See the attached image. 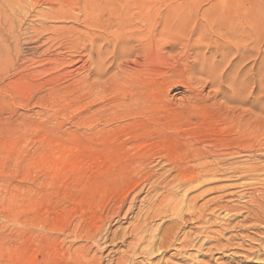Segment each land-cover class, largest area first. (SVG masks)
Wrapping results in <instances>:
<instances>
[{
  "label": "rangeland",
  "instance_id": "obj_1",
  "mask_svg": "<svg viewBox=\"0 0 264 264\" xmlns=\"http://www.w3.org/2000/svg\"><path fill=\"white\" fill-rule=\"evenodd\" d=\"M255 1L259 27L250 32L244 24L246 31L241 25L239 32L233 27L230 37H222L213 29L216 7L205 10L214 0H0V20L5 19L0 21V264H93L95 259L113 264L131 241L129 222L155 193L154 180L168 179L174 169L194 175L206 161L221 171L226 163L217 157H228L248 137L255 149L262 148L257 160H264V0ZM122 4L132 10L134 26L155 16L156 4L162 26L159 32L148 28L141 48L138 38L118 45L122 56L116 61L138 66L119 84L114 82L119 68L109 54H102L108 64L104 73L97 72V47L104 41L92 36L107 16L100 9ZM50 6L64 8L65 17L50 18ZM47 36L53 40L45 41ZM237 45L244 47L239 51ZM219 171L192 182V198L203 192L184 228L193 234L192 248L177 256L179 247L170 248L133 264H264L263 209L251 201L250 188L237 186L245 179ZM131 199L134 208L125 216ZM223 204L233 209L223 212ZM195 212L208 219H196ZM98 216L110 218L106 227L115 240L87 252ZM155 224L159 220L151 223L153 230Z\"/></svg>",
  "mask_w": 264,
  "mask_h": 264
},
{
  "label": "bare ground",
  "instance_id": "obj_2",
  "mask_svg": "<svg viewBox=\"0 0 264 264\" xmlns=\"http://www.w3.org/2000/svg\"><path fill=\"white\" fill-rule=\"evenodd\" d=\"M7 1V0H6ZM9 1V0H8ZM13 1V0H12ZM11 2V1H10ZM9 2V4H10ZM7 3V2H5ZM12 3V2H11ZM14 3V2H13ZM9 4H7L6 6H9ZM213 7H216V11L213 15H215L217 17V21H216V24L213 22V25L215 27H213L214 29V32L217 31L218 34L220 36H225V34L227 33L226 36L229 35L230 37V34H229V31L228 30H233L235 28V30H238L239 28L241 29V25L243 26L244 24H247V27L249 28H252V30L250 32H253L254 29L257 28V26L259 27V23L258 22V5L256 3L255 0H214V3L212 5H210L207 9H205L206 11H210ZM50 10H49V13H48V16L50 17V15L52 17H60V15L62 16L63 15V12H64V8H61L58 7V8H55L54 6H50L48 7ZM11 9V8H10ZM32 9V8H31ZM152 9L153 11L155 10V16L153 15V17H146L144 19H142L141 21L142 24L139 26H134V24L132 23V16H130V12L132 13V10L128 7H126L124 4L120 5L119 7L117 8H110L108 10L106 9H100V15H107L105 19H103L101 22L102 24L100 25L101 27L98 28L95 24L93 26H96L100 32L96 35H91L90 32L89 34L92 36V38H97L98 39H101V41L103 40L104 43L101 47H97V54H98V61H97V67L98 69L97 72H101L105 67L106 65H108L107 63H105L106 65L104 66V59L105 57L102 56V54H109V58H111L114 62L116 61V59H119V56H122V55H117L116 53V50H121V44L124 42L125 43V46H127V44H130L131 42H133L134 40H137L136 38H138V47L141 48L142 47V44H143V40L147 34H148V28L150 26H152L153 30L154 31H160V26H162L160 23V17H159V13L157 11L158 9V6H155L152 5ZM63 10V12H62ZM27 11V10H26ZM12 12V10H11ZM30 12V11H29ZM39 12V11H38ZM48 12V11H47ZM67 12V11H66ZM70 12V11H69ZM69 13H67L68 15ZM42 15V14H41ZM43 15H47L46 13H43ZM66 15V16H67ZM73 15V14H72ZM44 16V17H45ZM64 16V15H63ZM57 17V18H58ZM65 17V16H64ZM77 18V16H75ZM47 18V16H46ZM51 18V17H50ZM70 18V17H69ZM72 18V17H71ZM70 18V19H71ZM56 19V18H55ZM74 20V17L72 18ZM210 19V18H209ZM238 21V23H235L234 21ZM261 19V18H260ZM88 20V19H87ZM206 20V19H205ZM234 20V21H233ZM1 21V20H0ZM5 21V19H3L1 22ZM84 21V19H83ZM82 21V22H83ZM259 21H263V20H259ZM0 22V23H1ZM91 22V21H90ZM243 22V23H242ZM87 22H84V24H86ZM141 23V22H139ZM6 24V22H5ZM40 24V23H39ZM88 24V23H87ZM87 24H86V27H87ZM93 23H91L89 26L91 27ZM237 24V26L235 25ZM258 24V25H257ZM263 24V23H262ZM261 24V25H262ZM40 28H46V27H43L42 24H40ZM99 25V23H98ZM236 26V27H235ZM12 27V25H11ZM234 27V28H233ZM245 27V26H243ZM70 27H68L69 29ZM95 28V29H97ZM238 28V29H237ZM249 28V29H250ZM3 29V28H2ZM59 29H62V28H59ZM59 29L55 28V30L59 31ZM65 29V27H64ZM92 29V28H91ZM259 29V28H258ZM1 30V29H0ZM53 30V29H52ZM51 30V32H52ZM67 30V29H66ZM77 30V29H76ZM84 30V29H83ZM82 30V31H83ZM88 30V29H87ZM4 31V30H3ZM42 31V30H41ZM48 31V30H47ZM71 31V30H70ZM81 31V32H82ZM95 31V30H94ZM228 31V32H227ZM240 30H238L237 32H239ZM241 31H246V27H245V30H241ZM249 31V30H248ZM46 32V31H45ZM55 32V31H54ZM60 32V31H59ZM63 31H61L62 33ZM69 30H67V34H68ZM73 32V31H72ZM81 32H78V33H81ZM84 33L83 34H88V32H86V29L83 31ZM232 32V31H231ZM255 32V31H254ZM257 32V30H256ZM10 32L8 31V34ZM37 33V32H36ZM41 32L39 31V34ZM65 33V34H66ZM75 33V32H74ZM72 33V34H74ZM77 33V32H76ZM95 33V32H93ZM216 33V32H215ZM225 33V34H224ZM234 33V32H232ZM231 35L233 37L236 38L237 35L235 34H232ZM243 33V32H242ZM247 32H245L246 34ZM7 34V35H8ZM43 34V33H42ZM47 34V33H45ZM59 34V33H58ZM70 34V33H69ZM237 34V33H236ZM244 34V33H243ZM250 34V33H249ZM260 34V33H259ZM10 35V34H9ZM12 35V34H11ZM57 35V34H55ZM60 35V34H59ZM71 35V34H70ZM69 35V36H70ZM217 35V34H215ZM239 35V34H238ZM242 35V34H241ZM247 35V34H246ZM246 35L244 38H246ZM58 36V35H57ZM63 36V35H62ZM62 36H60L62 39ZM66 36V35H64ZM68 36V37H69ZM249 36V35H247ZM250 36H253L250 35ZM259 36V35H257ZM12 37V36H10ZM14 37V36H13ZM74 37V36H73ZM77 37V35H76ZM79 37V36H78ZM243 37V36H241ZM239 37V39L241 38ZM254 37V36H253ZM15 38V37H14ZM44 38V37H43ZM56 38V37H55ZM66 38V37H64ZM203 38V37H202ZM225 38V37H224ZM223 38V39H224ZM248 38V37H247ZM59 40V37L56 38V40ZM86 41V38H82V41ZM90 39V38H89ZM218 39V38H217ZM250 39V37L248 38ZM251 39H253L251 37ZM259 39V38H258ZM257 39V40H258ZM53 40L51 36H47L45 38V41H51ZM80 40V39H79ZM96 40V39H95ZM236 40L237 38L235 39L234 41V38L233 40H231V42H235L236 43ZM242 41H245L246 39H241ZM241 40H239L238 42H241ZM73 41V40H72ZM75 41V40H74ZM73 41V42H74ZM219 41V40H217ZM216 41V42H217ZM221 41V40H220ZM224 41V40H222ZM252 41V40H251ZM259 41V40H258ZM3 42L2 41V46H3ZM7 42V41H6ZM42 42V41H41ZM46 42V43H47ZM73 45H75V43H78V42H75L73 43ZM227 42H230V41H227ZM232 42V43H233ZM249 42V41H248ZM253 42V41H252ZM255 42V41H254ZM257 42V41H256ZM45 43V42H44ZM45 43V44H46ZM68 43V42H67ZM87 43V41H86ZM102 43V42H101ZM205 43V42H204ZM223 43V42H221ZM220 43V44H221ZM225 43V42H224ZM242 43H246V42H242ZM5 44V43H4ZM41 44V43H40ZM43 44V43H42ZM44 44V45H45ZM52 44V43H51ZM84 44V42H83ZM219 44V42H218ZM219 44V45H220ZM230 44V43H229ZM228 44V45H229ZM238 44V43H237ZM249 44V43H248ZM251 44V43H250ZM255 43H253L254 45ZM7 44H5V47H6ZM53 45V44H52ZM70 45V44H69ZM77 45V44H76ZM87 45V44H86ZM85 45V46H86ZM120 45V46H118ZM188 45V44H187ZM224 45V44H223ZM232 45V44H231ZM68 46V45H67ZM90 46V45H89ZM213 46V45H212ZM211 46V47H212ZM226 46H227V43H226ZM225 46V47H226ZM239 45L236 46V48L238 47ZM257 46V45H255ZM91 47V46H90ZM210 47V46H209ZM218 47V45L216 46ZM233 47V46H232ZM231 47V48H232ZM241 47H244V46H241ZM237 48V50L239 49H243V48ZM252 48V46H250ZM249 47V48H250ZM4 48V46H3ZM8 49V47H6ZM39 48V47H38ZM215 48V47H213ZM224 48V47H223ZM228 48V47H227ZM234 48H235V45H234ZM232 48V49H234ZM47 49V48H46ZM45 48L43 49L44 51L46 50ZM60 49V48H59ZM90 49V48H89ZM219 49V47L217 48ZM221 49V47H220ZM248 49V47H247ZM255 49V48H254ZM253 49V50H254ZM48 50V49H47ZM91 51H93V49L91 48L90 49ZM228 50V49H227ZM235 50V49H234ZM233 50V51H234ZM260 50V49H259ZM34 51V49H33ZM222 51H225L226 50H222ZM233 51L232 52V55H233ZM251 51V49H249V52ZM255 51V50H254ZM211 52V51H210ZM228 52V51H227ZM226 52V53H227ZM229 52H230V49H229ZM238 52V51H237ZM246 53L248 52L245 51ZM252 52V51H251ZM44 54V52H42ZM123 53V52H122ZM212 53V52H211ZM209 53V54H211ZM224 53V52H222ZM264 53V52H263ZM39 54V53H38ZM96 54V55H97ZM238 54V53H236ZM235 54V55H236ZM259 54V53H258ZM262 54V53H261ZM227 55V54H226ZM226 55H223V56H226ZM230 55V53H229ZM231 55V56H232ZM242 55V53H241ZM238 54V56H241ZM256 55V54H255ZM254 55V56H255ZM101 56V57H100ZM234 56V55H233ZM237 56V58H239ZM246 56V55H245ZM247 56H250V55H247ZM35 57V56H34ZM228 57V56H226ZM230 57V56H229ZM219 58V57H218ZM224 58V57H223ZM236 58V59H237ZM248 58V57H247ZM260 58V57H259ZM263 58V57H262ZM54 59L56 60V62L58 61V57H54L51 59V61L53 62ZM63 59V58H62ZM245 59V58H244ZM41 60V59H40ZM67 60V59H66ZM228 60V59H227ZM240 60L242 61L243 58H240ZM37 61V60H36ZM34 61V62H36ZM119 60H117L115 63L116 67L119 68L118 72L116 73L117 75V78L115 79V83H118L120 84V82H126V79L128 76H130L131 74H135L137 71H138V66L137 65H134L133 67H131L130 65H128L129 63L127 62H118ZM209 61V60H208ZM229 61V60H228ZM226 61V62H228ZM239 61V60H238ZM238 61H236V65L238 63ZM239 61V63L241 62ZM262 61V60H261ZM33 62V63H34ZM45 62V61H44ZM47 62V61H46ZM215 62V61H214ZM234 62V60H233ZM260 62V61H259ZM263 62V61H262ZM229 63V62H228ZM234 63V64H235ZM53 64V63H52ZM110 64H111V61H110ZM214 64V63H213ZM222 64V63H221ZM262 64V63H261ZM66 65V64H65ZM215 65V64H214ZM224 65V64H223ZM227 65V63H226ZM233 65V64H232ZM240 65V64H239ZM231 66V65H230ZM221 67V66H220ZM237 67V66H236ZM239 67V66H238ZM237 67V68H238ZM52 68V67H51ZM57 68V67H55ZM107 68V67H106ZM105 68V69H106ZM204 67H202L203 69ZM211 68V66H210ZM219 68V67H218ZM235 68V70L237 69ZM216 69V68H215ZM47 70V69H45ZM206 70V69H205ZM208 70V69H207ZM214 70V69H213ZM222 70V69H220ZM242 70V69H241ZM217 71V70H216ZM219 71V70H218ZM260 71V70H259ZM51 72V71H50ZM206 72V71H205ZM215 72V70H214ZM234 72V71H232ZM237 72V70H236ZM42 73V72H41ZM101 73H104V72H101ZM217 73V72H216ZM221 73V72H220ZM219 74V72H218ZM240 74V73H239ZM40 75V74H39ZM214 75V74H213ZM235 75V74H234ZM260 75V74H259ZM258 75V76H259ZM65 76V75H64ZM236 76V75H235ZM245 78V76H243ZM257 77V76H256ZM262 77V76H261ZM227 78V77H226ZM229 78V77H228ZM234 79V78H233ZM214 81V80H213ZM243 81V80H242ZM165 82V81H164ZM235 82V81H234ZM210 83H212L210 81ZM244 83V82H243ZM129 84V83H128ZM127 84V85H128ZM213 84V83H212ZM263 84V83H262ZM219 87V86H218ZM165 88V87H164ZM163 88V89H164ZM52 99V98H51ZM46 101V100H45ZM230 112V111H229ZM230 115V114H229ZM232 128V127H231ZM242 129V128H241ZM240 130V129H239ZM201 136V135H200ZM251 136V135H250ZM186 137V136H185ZM246 137V136H245ZM255 137V136H253ZM255 139V138H254ZM191 140V139H190ZM245 140V139H244ZM192 141V140H191ZM243 141V140H242ZM241 141V142H242ZM247 141L248 143H239L237 146V148H234L233 150H230L229 153H227L226 155H228V157H217V160L218 162H224L226 164H224L225 167L222 168L221 171H219V169L214 166V164L211 166V163H209L208 161H206V164H203L201 167L202 169H200L201 171H199L198 173H195L194 175H192V171L190 172H187V171H181L179 168V171L178 170H173L172 172H170V177L168 179H164L163 181H158V180H154L153 183H152V187H153V192H155L153 195L151 196H148L147 197V203L145 205V208L142 209H138L139 211L136 213V215L134 216V219L132 218V221L129 222V229L128 230V235L131 236V241L128 243L127 245V249L125 251H121L119 256L115 259V263L113 264H133V262H135V258H138V257H151L154 253L157 254V252H159L160 254L162 252H166L168 249L170 248H173V249H176V252L173 254L175 256H177L180 251L183 249V252H184V249H188V248H192V232L190 233L189 232V229H188V232L184 229L186 228V224H188V222L190 220H192V210L194 212V207L196 206L195 205V200L201 196L203 194V192L201 193H196L197 195H194L193 198H192V182H198L200 180H202L203 176L205 177L206 176H209L211 174H214L215 175V172L216 171H219L221 172V174H224V177L225 175H228V174H231L232 175H235L237 177V179L239 178H242V179H245V182L244 180L242 182H238L236 183L238 187L240 188H244L246 190V187L247 188H250L251 191L247 192L248 196L250 197L251 201L252 202H255V205L258 206V203L259 206L261 207V209H263V211H259L262 213L264 212V160L262 161H258L257 160V157L259 156V154H256L257 151H260L259 149H262L261 147H258V148H254V144L253 143V140H251V137H248L247 138ZM211 142V141H210ZM223 142V141H221ZM220 142V143H221ZM192 143V142H191ZM198 143V141H197ZM261 143V142H260ZM199 144V143H198ZM174 145V144H173ZM197 145V144H196ZM202 145V144H201ZM227 145V143H226ZM189 146V145H188ZM192 146V145H191ZM207 146V145H205ZM210 146V145H209ZM241 146V147H240ZM174 147V146H173ZM172 147V148H173ZM196 147V146H195ZM212 147V146H211ZM226 146H224L225 148ZM256 147V146H255ZM263 149H264V146H262ZM179 149V148H178ZM177 149V150H178ZM230 149V148H229ZM172 150V149H171ZM197 150V148L195 149ZM203 150V149H201ZM210 150V149H209ZM215 150V149H214ZM219 150V149H218ZM176 151V150H175ZM217 151V150H216ZM229 151V150H228ZM177 152V151H176ZM198 152V151H197ZM202 152V151H201ZM208 153H212L211 152H208ZM221 153H226V152H221ZM221 153H218V154H221ZM186 154V153H185ZM196 154V152H195ZM198 154V153H197ZM207 154V153H206ZM205 154V155H206ZM217 154V155H218ZM235 154H247L245 155L246 157H242V159L240 160H237V161H233L231 159H234V155ZM74 155V154H73ZM222 155V154H221ZM220 155V156H221ZM225 155V154H224ZM225 155V156H226ZM179 156V155H178ZM238 156V155H237ZM242 156V155H241ZM205 157V156H204ZM203 157V158H204ZM264 157V155H263ZM225 158V159H223ZM237 158V157H235ZM214 159V158H213ZM262 159V158H261ZM192 161V160H191ZM228 162V163H227ZM209 163V164H208ZM214 163V162H213ZM217 163V162H216ZM187 164V163H186ZM117 165V164H116ZM176 165V164H175ZM173 166V165H172ZM181 166V165H180ZM187 166V165H186ZM214 166V167H213ZM223 166V165H222ZM74 167V166H73ZM171 167V166H170ZM174 167V166H173ZM172 167V168H173ZM179 167V166H178ZM183 167V166H182ZM136 168V167H135ZM176 168V167H175ZM187 168V167H186ZM169 169V168H168ZM184 169V168H183ZM182 169V170H183ZM188 169V168H187ZM221 169V168H220ZM153 170V169H152ZM192 170V169H191ZM218 172V173H219ZM137 173V172H136ZM149 173V172H148ZM151 173V172H150ZM168 173V172H167ZM126 174V173H125ZM135 174V173H134ZM152 174V173H151ZM161 174V173H160ZM208 174V175H207ZM128 175V174H127ZM133 175V173L131 174ZM121 176V175H120ZM123 176V175H122ZM165 176V175H164ZM229 176V175H228ZM117 177V176H116ZM158 177V176H156ZM120 178V177H119ZM129 178V177H128ZM231 179V178H230ZM233 179V178H232ZM153 180V179H152ZM217 180V179H216ZM241 180V179H240ZM140 181V180H139ZM143 181V180H142ZM206 181H208L206 179ZM202 183V182H201ZM206 183V182H205ZM235 184V185H236ZM143 185V184H142ZM202 185V184H201ZM230 185V184H229ZM233 185V184H232ZM234 185V186H235ZM231 186V185H230ZM236 186V187H237ZM134 187V186H133ZM225 187V186H224ZM228 187V186H227ZM225 187V188H227ZM233 187V186H232ZM135 188V187H134ZM149 188V187H148ZM242 188V189H243ZM133 189V188H132ZM204 190V189H203ZM248 191V190H247ZM255 192H260L261 196H258ZM92 193V192H91ZM244 193V192H242ZM241 193V194H242ZM201 194V195H200ZM233 194V193H231ZM238 194V193H237ZM241 194L240 197H241ZM86 195V194H85ZM104 195V194H103ZM137 195V194H136ZM239 195H236V196H239ZM244 195V194H243ZM242 195V196H243ZM246 195V194H245ZM244 195V196H245ZM246 195V197L249 199ZM101 197V196H100ZM142 197V196H141ZM218 197V196H217ZM132 198H136L134 195ZM244 198V197H243ZM246 198V199H247ZM84 199V198H83ZM117 199V198H116ZM78 200V199H77ZM143 202V200H140V202ZM232 201V200H231ZM250 200L248 201V203L251 202ZM130 203V206L128 207L127 205V210L124 212L123 215H127L128 213H130V211H132V208H134L133 206V203L134 200L131 199L129 201ZM136 202V201H135ZM134 202V203H135ZM214 202H217L216 200ZM224 202V200H223ZM226 202V201H225ZM246 202V201H245ZM107 203V202H106ZM208 202H206L205 204H207ZM211 203V202H210ZM227 203V202H226ZM204 204L203 206V209L204 207H207L206 205ZM209 204V203H208ZM229 204V203H228ZM225 206L224 204V208L225 210L224 211H227L229 208L232 210L233 208H231V205H228ZM119 205V204H118ZM124 205V203H123ZM144 204H142L143 206ZM211 205V204H209ZM217 205V204H216ZM238 205V204H237ZM244 205V204H243ZM254 205V204H253ZM254 205V206H255ZM113 206V205H112ZM116 206V205H115ZM120 206V205H119ZM126 206V205H125ZM139 206V205H138ZM230 206V207H228ZM233 206V205H232ZM241 206V204H240ZM239 206V207H240ZM109 207V206H108ZM234 207V206H233ZM247 207V206H246ZM251 207V206H250ZM215 208V207H214ZM214 208H211L214 209ZM222 208V207H221ZM252 208V207H251ZM121 209V207H120ZM201 209V208H200ZM201 209V211L203 210ZM206 209V208H205ZM241 209V208H240ZM239 209V210H240ZM246 209V208H245ZM248 210H250L249 206L247 208ZM246 209V211H247ZM254 209V208H253ZM125 210V209H124ZM210 210V211H211ZM110 210H108L106 208L105 210V214L109 213ZM204 211V210H203ZM215 211V209H214ZM230 210H228L226 213H228ZM234 211V210H233ZM251 211V210H250ZM256 211V210H255ZM209 211H207L206 213H208ZM248 212V211H247ZM252 212V211H251ZM120 213V211L118 212V214ZM196 213V212H195ZM198 214L200 213L199 216H195L196 219H200L201 215L203 216V214H201V212H197ZM196 213V214H197ZM205 213V212H204ZM211 213V212H209ZM208 213V215H209ZM219 213V212H218ZM223 214V215H226ZM250 213V212H249ZM259 213V212H258ZM257 212L255 214L259 215ZM221 214V213H220ZM219 214V215H220ZM253 214V215H255ZM207 215V216H208ZM211 215V214H210ZM217 215V214H216ZM229 215V214H228ZM236 215V214H235ZM248 215V214H247ZM264 215V214H263ZM105 216V215H104ZM113 216V215H112ZM118 216V215H117ZM131 216V215H130ZM206 216V215H205ZM221 216V215H220ZM256 216V215H255ZM253 217V216H252ZM259 217V216H258ZM97 218V217H96ZM194 218V217H193ZM204 219H206V217L203 216ZM202 218V219H203ZM211 218V216L209 217V219ZM219 219V217H216ZM254 218V217H253ZM263 218V217H262ZM113 219V218H112ZM208 219V217H207ZM206 219V220H207ZM222 219V218H221ZM256 219V218H255ZM114 220V219H113ZM156 220H159V224L156 226V223L155 226L156 228L153 230L151 228V223L153 222H156ZM214 220V219H213ZM216 220V219H215ZM257 220V219H256ZM259 220V218H258ZM257 220V221H258ZM110 218L109 219H102V217H99L98 216V219H97V222L95 223V233H92L91 236H90V245L88 246V248L86 249L87 252L91 251L92 248H96V249H104L105 248V245L108 243V241L113 242L112 240H115V237L113 238V234L109 231L108 227H106V223H110ZM205 222V220H203ZM246 221V220H245ZM264 221V219H263ZM262 220L261 221H258V222H263ZM192 222V221H191ZM190 222V223H191ZM209 222V220H208ZM215 222V221H214ZM213 222V223H214ZM218 222V220H217ZM222 222V221H221ZM224 222V221H223ZM228 222V221H227ZM193 223V222H192ZM200 223V222H199ZM209 223H212V222H209ZM220 223V222H219ZM218 223V224H219ZM226 223V221H225ZM201 224V223H200ZM199 224V225H200ZM215 224V223H214ZM216 224V225H218ZM222 224V223H220ZM219 224V225H220ZM224 224V223H223ZM230 224V223H229ZM228 224V225H229ZM203 225V224H202ZM208 225V223H207ZM210 226V225H209ZM227 226V225H226ZM237 226V225H236ZM223 227V226H222ZM229 227V226H227ZM226 227V229H227ZM250 227V226H248ZM127 228V227H126ZM202 228V227H201ZM208 228V227H207ZM221 228V226L219 227ZM225 228V226H224ZM236 228V227H235ZM238 228V227H237ZM210 229V228H209ZM223 229V228H222ZM224 229V230H226ZM82 230V229H81ZM89 230V229H88ZM200 230V229H199ZM220 230V229H219ZM223 230V231H224ZM156 234H154L155 232ZM192 231V230H190ZM195 231V230H194ZM201 231V230H200ZM233 231V230H232ZM236 231V230H235ZM85 232V231H84ZM220 232V231H219ZM115 233V232H113ZM124 233V232H123ZM127 235V234H126ZM193 235V234H192ZM199 235V234H198ZM208 235V234H207ZM222 235V234H221ZM201 236V235H199ZM211 236V235H210ZM198 237V236H197ZM227 237V236H226ZM223 238V237H222ZM240 238V237H239ZM124 239V238H123ZM194 239V238H193ZM208 240V239H207ZM206 240V242H207ZM216 240V239H215ZM214 240V241H215ZM223 240V239H222ZM231 240V239H230ZM83 242V241H82ZM122 242V240H121ZM230 242V241H229ZM201 243V242H200ZM203 243V242H202ZM220 243V242H219ZM240 243V242H239ZM82 244V243H81ZM213 245V244H212ZM215 245V244H214ZM222 245V244H221ZM220 245V246H221ZM84 245H82V247L80 248H83ZM217 246V245H215ZM234 249V248H233ZM81 250V249H80ZM77 251V250H76ZM95 251V250H94ZM263 251V250H262ZM82 252V251H81ZM85 252V253H87ZM99 252V250H98ZM80 253V252H79ZM84 253V254H85ZM168 253V252H167ZM94 254V253H92ZM163 254V253H162ZM186 254V252H185ZM189 254V253H187ZM79 256V255H78ZM84 257V255H82ZM174 256V258H175ZM180 256V255H179ZM178 256V257H179ZM185 256V255H184ZM190 256V255H189ZM188 256V257H189ZM71 257V256H70ZM73 258V257H72ZM153 258V257H152ZM184 258V257H183ZM74 259V258H73ZM72 259V260H73ZM81 259V258H80ZM150 259V258H149ZM165 259V258H164ZM176 259V258H175ZM166 260V259H165ZM139 261V260H138ZM183 261V260H182ZM65 262V260H64ZM91 262V261H90ZM99 260L98 259H95L93 264H99L98 263ZM159 262V261H158ZM69 263V262H68ZM73 263V262H72ZM66 264V262H65ZM78 264V263H77ZM142 264H148V263H142Z\"/></svg>",
  "mask_w": 264,
  "mask_h": 264
}]
</instances>
